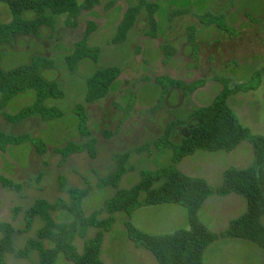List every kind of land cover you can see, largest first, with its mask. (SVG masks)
Returning <instances> with one entry per match:
<instances>
[{"label":"rangeland","instance_id":"rangeland-1","mask_svg":"<svg viewBox=\"0 0 264 264\" xmlns=\"http://www.w3.org/2000/svg\"><path fill=\"white\" fill-rule=\"evenodd\" d=\"M137 1L101 0L91 11L81 13L76 28L67 27L64 17H58L54 29L42 27L39 37L15 36L11 44H0V69L9 70L26 64L35 56L46 57L53 65L41 74L47 80H54L63 93L62 98L48 99L45 103L62 112V117L52 121L30 117L16 123L13 119L34 101L33 91L17 95L4 111L0 110L1 132L34 136L46 147L42 156L30 143L8 146L5 151H0V176L18 184L15 189L0 184L1 222L20 228L22 213L13 218L14 207L26 210L36 200L52 203L60 198L67 199V193L59 190L60 181L66 182L69 188H89L82 202L85 214L101 209L116 191L110 186L95 187L98 178L115 169L112 154L152 141L172 120L185 121L193 108L209 105L224 85L242 88L259 79L256 72L264 70V0H145L154 10L153 32L147 33V12L142 11L126 40L111 44L109 40L115 34L126 7ZM32 16L30 11L24 13L25 18ZM10 19L9 9L0 3V24ZM89 20L94 21L96 30L89 36L88 45L99 48V60L97 64L82 60L76 70L70 72L64 57L73 43L82 37ZM170 50L175 51L173 56L166 57V51ZM107 67L118 68L120 75L102 100L85 107L87 127L96 140V156L91 159L83 152L62 159L53 153V149L67 142L84 141L78 132L73 107L83 104L85 80L96 69ZM169 78L185 83L204 79L205 84L192 94L184 95L169 88ZM262 80L264 82V74ZM228 103L244 126L254 134L264 135L263 87L238 92L229 98ZM3 112L12 118L5 119ZM192 124L189 122L187 126L178 127L172 140L178 142ZM149 151L132 155L118 189H127L137 183L141 171H154L170 164L169 150L162 151L158 157H152ZM202 154L197 151L193 157L186 158L195 161ZM231 156H235L234 153ZM229 163L230 160H223L220 165L227 167ZM183 169L188 175L208 173L205 165L186 161ZM211 174L209 180L217 183L219 174ZM259 180L264 188V167ZM52 217L59 222L71 218L66 212H53ZM261 221L264 223V217ZM41 226L42 221L35 218L28 233L15 237V248H22L28 238H34ZM246 242L236 245L234 251L259 250V264H264V251ZM37 260L36 252L27 259L6 256V264H36Z\"/></svg>","mask_w":264,"mask_h":264},{"label":"trees","instance_id":"trees-1","mask_svg":"<svg viewBox=\"0 0 264 264\" xmlns=\"http://www.w3.org/2000/svg\"><path fill=\"white\" fill-rule=\"evenodd\" d=\"M101 0H0L10 11L11 19L0 24V44H11L15 36L39 37L42 27L53 30L58 17H64V24L76 28L83 11H91ZM32 12L31 18H25V12ZM142 11H146L149 32L155 28L154 10L145 0H139L128 5L118 22L115 34L109 40L111 44H120L127 38ZM208 25H214L209 23ZM96 30L94 21H87L82 37L73 43L72 49L64 59L70 72L76 70L82 60H90L97 64L99 48L88 45L89 36ZM150 34V33H149ZM174 50L166 51L165 56H173ZM52 61L43 56L32 57L31 60L9 70L0 69V110L4 111L11 99L27 91L34 92V101L22 108L13 116L16 123L38 117L42 121H52L62 117V112L45 103L48 99H60L63 93L54 80L45 79L41 72L52 67ZM264 70L256 72L259 77L256 83L242 88H228L224 85L212 102L205 107L193 108L185 121L175 119L164 128L161 136L123 152L112 154L116 163L115 169L107 176L98 178L95 187L106 186L116 189L99 210L85 214L82 202L89 193V188H69L66 182H59V190L68 195L67 199H58L52 203L36 200L28 209L14 207L13 218L22 213L20 228L0 221V264H6V255L27 259L36 252V264H56L58 256H63L73 264H100L103 235L112 227L115 213H124V222L129 239L132 243L152 253L158 264H203L206 248L220 239H238L249 241L264 251V188L259 175L264 167V135L254 134L244 126L230 107L228 100L238 92H248L263 87ZM120 75L115 67L98 68L85 80L86 93L83 104H76L73 113L76 116L78 132L83 142H67L53 153L66 159L72 154L87 153L89 158L96 156L95 138L87 127L86 105L102 100L110 86ZM170 89L190 95L205 84L204 79L189 83L167 79ZM166 92L163 93L162 98ZM5 119H11L4 112ZM184 135L178 142L172 140L178 127L187 126ZM242 142L250 144L253 150L252 162L245 168L229 167L222 173L219 185L212 187L202 177H192L182 173L178 164L184 157L197 151L215 153L232 152ZM30 143L36 152L42 156L46 147L37 137L28 134L10 135L0 131V151L8 146ZM147 147V150L144 148ZM153 148L156 152L169 150L170 164L154 171H141L137 183L127 189H118V184L127 172L128 162L132 155L142 154ZM0 184L9 189H15L18 184L0 176ZM237 194L244 198L246 211L238 218L229 222L226 230L220 233L211 232L199 219L198 210L210 196H226ZM159 204H174L184 207L188 214V228L165 235L147 234L132 224L131 214L138 208ZM53 212H66L70 215L67 222L53 219ZM106 214L102 217V214ZM35 218L42 221V226L36 231L34 238H28L23 247L16 249L14 239L30 231ZM97 229L93 238L86 240L88 228ZM83 239L82 253L77 251L75 240Z\"/></svg>","mask_w":264,"mask_h":264},{"label":"crops","instance_id":"crops-1","mask_svg":"<svg viewBox=\"0 0 264 264\" xmlns=\"http://www.w3.org/2000/svg\"><path fill=\"white\" fill-rule=\"evenodd\" d=\"M162 153L163 152L152 150L150 155L152 157H158ZM203 153L204 154L199 156L195 161L188 160V158L184 157L177 167L184 173L182 169L185 161L193 165H205V170L208 171L207 174H184L192 177H202L212 187H216L220 184L222 173L225 169L229 167L245 168L253 159L252 147L247 142L240 143L235 150L229 153H210L214 155H208L207 153L209 152ZM232 153H234L235 156L232 157ZM194 155L195 153L187 157H193ZM223 160H230V165L222 167L220 163ZM248 160L250 163H246ZM211 172L219 174L217 183H211L209 180V177L212 175ZM245 211L246 202L244 198L240 195L231 193L226 196L214 195L208 197L198 210L197 215L198 219L211 232L220 233L226 230L231 220L240 217ZM105 215L106 214H102V217H105ZM114 218L115 221L112 227L103 235L100 264H158L152 253L135 246L129 239L124 226V222L127 220L126 214L121 212L115 213ZM130 220L134 227L151 235H165L180 229L188 228L187 210L184 207L174 204H159L138 208L131 214ZM96 232V228H88L85 239L89 240L93 238ZM245 243L247 242L238 239H220L206 248L203 255V264H259L261 261L259 250L253 251L254 248H252L248 253L234 251L236 245H244ZM75 245L77 251L82 253L84 240L77 238L75 240ZM58 263L73 264L63 256L57 258L56 264Z\"/></svg>","mask_w":264,"mask_h":264}]
</instances>
